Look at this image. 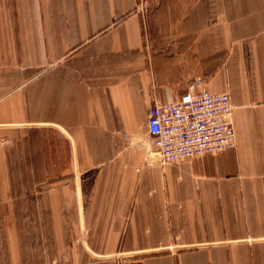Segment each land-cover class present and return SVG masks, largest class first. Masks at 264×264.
<instances>
[{
	"label": "crops",
	"instance_id": "crops-1",
	"mask_svg": "<svg viewBox=\"0 0 264 264\" xmlns=\"http://www.w3.org/2000/svg\"><path fill=\"white\" fill-rule=\"evenodd\" d=\"M168 2L0 0V126L59 133L73 175L64 197L79 221L100 223L96 253L264 264V0ZM154 3L177 49L150 58L143 7ZM186 78L231 95L237 146L163 163L148 115L178 101Z\"/></svg>",
	"mask_w": 264,
	"mask_h": 264
},
{
	"label": "rangeland",
	"instance_id": "rangeland-1",
	"mask_svg": "<svg viewBox=\"0 0 264 264\" xmlns=\"http://www.w3.org/2000/svg\"><path fill=\"white\" fill-rule=\"evenodd\" d=\"M179 2L169 0L165 9H174ZM143 11L150 58L176 50L170 45L172 30L162 24L166 11L155 3L147 9L144 5ZM171 20L175 22V15ZM66 146L48 127L0 126V264H141L138 257L95 252L100 223L79 221L78 207L64 197V187L73 179L65 174L70 162Z\"/></svg>",
	"mask_w": 264,
	"mask_h": 264
},
{
	"label": "built area",
	"instance_id": "built-area-1",
	"mask_svg": "<svg viewBox=\"0 0 264 264\" xmlns=\"http://www.w3.org/2000/svg\"><path fill=\"white\" fill-rule=\"evenodd\" d=\"M194 80L176 102L155 101L147 132L163 163L202 158L237 146L229 93H211Z\"/></svg>",
	"mask_w": 264,
	"mask_h": 264
}]
</instances>
